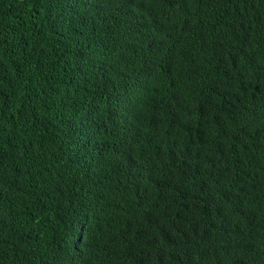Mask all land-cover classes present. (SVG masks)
<instances>
[{
    "label": "trees",
    "instance_id": "1",
    "mask_svg": "<svg viewBox=\"0 0 264 264\" xmlns=\"http://www.w3.org/2000/svg\"><path fill=\"white\" fill-rule=\"evenodd\" d=\"M0 264H264V0H0Z\"/></svg>",
    "mask_w": 264,
    "mask_h": 264
}]
</instances>
